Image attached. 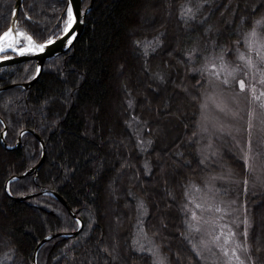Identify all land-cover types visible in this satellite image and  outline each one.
<instances>
[{"label":"trees","instance_id":"16d2710c","mask_svg":"<svg viewBox=\"0 0 264 264\" xmlns=\"http://www.w3.org/2000/svg\"><path fill=\"white\" fill-rule=\"evenodd\" d=\"M91 1L66 53L46 60L31 87L0 91V264H32L42 239L77 228L65 206L43 190L58 193L83 225L74 236L45 242L36 264H156L133 245L141 199L143 231L167 264H203L192 247L185 194L208 172L197 136L204 64L235 55L250 29L264 31V0H82V7ZM14 3L0 0V33L10 25ZM188 8L194 20L181 15ZM65 18L66 0H21L17 24L44 42L62 32ZM156 37L161 46L145 56L144 45ZM35 69L34 60L0 66V88L27 81ZM4 127L9 147L24 131L18 146L2 143ZM29 130L44 143L43 161L10 180L7 193V180L41 158ZM222 158L234 177H245L242 161L230 153ZM260 191L244 199L254 264H264Z\"/></svg>","mask_w":264,"mask_h":264},{"label":"rangeland","instance_id":"374dc122","mask_svg":"<svg viewBox=\"0 0 264 264\" xmlns=\"http://www.w3.org/2000/svg\"><path fill=\"white\" fill-rule=\"evenodd\" d=\"M20 27V26H19ZM256 37L254 49H258L261 56H264V31L256 27ZM253 29V28H252ZM245 36L244 45L236 51L235 55L230 58L220 57L208 60L204 64L205 86L203 87L200 100V113L198 120L197 136L198 151L200 159L205 156L209 158L204 163L208 169L200 184H192L185 194V207L188 211V225L191 229V242L197 247L194 249L203 264H226V257L215 247L213 237L220 234L227 235L229 230L236 232L235 241L244 243L242 236L243 221L246 214V193L261 192L264 189V109L260 107V102L254 101L251 95V88L256 86L257 95L264 91V84L259 83L261 73H264V59L257 55L255 50L249 51L246 41L249 39L248 34ZM23 30V29H22ZM25 32V31H24ZM26 43L21 37V46ZM245 57L251 56L255 67L249 68L245 61L239 59L240 55ZM224 68H221V64ZM216 64V69L208 66ZM234 68H239L234 76H227V72ZM213 72H219L218 79ZM247 73V75H245ZM229 80L228 85L222 83L223 79ZM245 81V90L241 91L239 80ZM162 91V87H160ZM219 105V107L217 106ZM249 110H254L255 115L251 121V141H252V170L246 169L243 160V151L246 150L249 142ZM235 113V115H234ZM162 139V135L160 134ZM162 141V140H161ZM211 143L212 147L208 148ZM215 152V156L210 153ZM230 153L242 161L245 169V177L243 179L234 177L232 171L222 158L223 154ZM211 165H215L213 168ZM248 181L247 186L243 183ZM247 187V191H245ZM241 196V198H240ZM199 203L201 208H196ZM157 204H154L156 206ZM216 207L222 209L221 212L215 211ZM196 212L197 218H192V212ZM135 224L133 242L134 247L148 252L153 249V253H149L157 264L159 257L164 258V264L167 261L160 252L153 240L145 234L141 225V214ZM247 215L249 216L248 212ZM250 218V217H249ZM239 225V227H237ZM198 229V231H197ZM202 241L211 248L208 251ZM224 243L223 236L219 241ZM227 247H234V242H230ZM141 251V250H140ZM242 258L247 259L243 252H239ZM250 255V254H249ZM249 261V264H253ZM233 264L235 262L233 261Z\"/></svg>","mask_w":264,"mask_h":264},{"label":"snow or ice","instance_id":"6c2138e0","mask_svg":"<svg viewBox=\"0 0 264 264\" xmlns=\"http://www.w3.org/2000/svg\"><path fill=\"white\" fill-rule=\"evenodd\" d=\"M202 6V5H200ZM13 15H15V11H13ZM181 15L183 17H187L189 19L194 20L195 19V13L193 12V10L191 8H188L184 11H182ZM141 19H144L143 16H141ZM77 23V15L74 12V0H67V5H66V18L63 19V28H62V36L64 37V39L67 40V44L71 45L73 43V39L75 38V32L72 31L73 29V25ZM256 24H260L262 23V21H256ZM21 37H23V40L26 42L21 46ZM249 39L246 41L247 46L249 48V51H253L255 50L257 52V55L261 57V59H264V56H261V53L259 52L258 49H254V45L256 43L255 41V37H256V30L255 28H253L249 34H248ZM55 41L52 37H49L45 40L44 43H36L33 39V37L31 35L26 34L23 31H15L13 30V28L10 26L8 27L5 31H3L2 33H0V51H3L4 49H12L14 52H16L18 55H23L25 53H32V52H42L44 51L46 45H51L53 44ZM137 46H140L141 42L140 41H135L134 42ZM162 44V41L159 39V37H156L154 39V41H149L147 44L144 45V55L147 56L149 55V52L154 53L156 51V49L158 47H160ZM193 52H195V49L193 50ZM189 57L191 58L192 54H188ZM221 60L223 61V55H221ZM0 59H7V57H0ZM239 59L241 61H245L247 66L249 68L255 67L253 60L251 58V56L249 57H245L244 54H241ZM211 69H216L217 65L216 64H211L208 66ZM121 68H123V65H121ZM221 68H224V64L222 62L221 64ZM240 71L239 68H234L231 71L227 72V76H234L236 74V72ZM37 72H39V68H37ZM212 75H215L218 79L220 78V74L219 72H213ZM245 75H247V73H245ZM156 79L159 80H163L164 77L156 74ZM199 83V82H198ZM222 83L224 85H228L229 80L227 78H224ZM239 87L241 91L245 90V81L243 79L239 80ZM259 83L264 84V73H261V79L259 81ZM126 88V85H125ZM251 95L254 101H258L260 102V107L262 109H264V91H261L258 95L256 93V86L253 85L251 88ZM128 96H131V92H128ZM127 103L129 104V106L131 107L133 104V101L131 99H129L127 101ZM219 107V105H217ZM165 107H167V105H165ZM235 115V113H234ZM255 115L254 110H249L248 112V117H249V123H248V129H249V142H248V146L247 149L243 151V160H244V164L246 169H248L249 171L252 170V165H251V160H252V141H251V128H252V119ZM138 119V118H136ZM145 124L147 123L146 121L144 122ZM264 123V122H262ZM20 135L23 136L24 132L21 131ZM195 135V133L193 134ZM147 143L149 145L152 144V140H148ZM212 144L209 143L208 144V148H211ZM177 156H182V153L177 152L176 153ZM211 156H215L216 153L212 152L210 153ZM208 156H205L204 159H202L200 161L201 164H204L206 162V160L208 159ZM188 163V162H185ZM125 165H122V167H124ZM145 170L149 171V166L147 163H145ZM243 183L245 184V186H247L248 181L244 180ZM245 191H247V187H245ZM196 208H201L202 205L197 203L195 205ZM137 208L138 210H140V214L141 215H147V207L144 203V201L141 199L138 201L137 204ZM215 211L217 213L221 212L222 209L220 207H216ZM247 211L246 210V214L244 216L243 221H241V223L243 224V239H244V243H240L238 241H235V237H236V232L229 230L227 235L223 234V229H221L220 234L216 235L215 237H213V243L215 244V247L217 249L220 250V252L223 253V255L227 258L226 259V264H233V261L235 262V264H249V261H252V257L249 255V249H250V245L247 243L248 241V237H249V230L250 228H252V221L249 218V216L247 215ZM192 218L196 219L197 218V214L196 212H192ZM80 223L79 220L76 221V224L78 225ZM191 227V226H190ZM237 227H239V225H237ZM198 231V229H197ZM221 236H223L224 239V243L220 244L219 241L221 239ZM230 242H234V247H227V245ZM134 244L136 243L135 241L133 242ZM202 244H204V247L208 250L211 251V248L208 247V245L206 243H204L202 241ZM193 249H196V245L193 244L192 245ZM114 250V249H113ZM140 250L143 251V246L140 247ZM104 252H107L109 254V256L112 255V252L109 251V249L107 247H105L103 249ZM257 251H259V249H257ZM149 253H153V249H148ZM239 252H243L246 256L247 259H244L241 257V255H239ZM198 256H201L202 254L200 252H197ZM89 264H91V261H89ZM157 264H164V258L163 257H159L157 260ZM254 264V262H253Z\"/></svg>","mask_w":264,"mask_h":264},{"label":"water","instance_id":"95a60500","mask_svg":"<svg viewBox=\"0 0 264 264\" xmlns=\"http://www.w3.org/2000/svg\"><path fill=\"white\" fill-rule=\"evenodd\" d=\"M20 2H21V0H15L14 7H13V11H15V15L12 14V18H11V22H10L9 27L12 26L13 24H17V15H18V9H19ZM91 3H92V1L90 2L89 6L82 8V0H74V12L77 15V23L73 25L72 31H74L76 35H75V38L73 39V43L71 45L67 44V40L64 39V37L60 33L57 37L53 38L55 42L51 45H46L44 51H42V52H32V53H25L23 55H18L16 52H14L13 50H10V49H4L3 51H0V57H7V59H0V66L8 65V64H15V63H19V62H22L25 60H34L35 61V67H36V71L30 79H28L27 81H24V82L12 83V84H9L7 86L1 87L0 91L8 89L10 87H21L22 89H26V88L31 87L32 84L35 82V80L39 77V75L43 69V64L46 60L66 53L73 46L76 38L78 37L79 33L81 32V29L83 27V22L85 19V15L89 11V9L91 7ZM66 5H67V0H66ZM34 41L36 43H44L45 42V41L44 42H38L35 39H34ZM7 52H13V53L5 54ZM37 68H39V72H37ZM4 131H5V127L1 132V140H2V143L5 146H7L5 144L4 138H3L4 137ZM29 131L36 137L39 144L41 145V148H42L41 158L36 165L27 169L21 175L12 176L10 179L7 180V182L5 183V191L7 193H8L7 185H8L10 180L21 178V177L31 173L32 171H36L39 164L43 161V157H44V153H45L44 143H43L42 139L38 136V134H36L32 130H29ZM19 143H20V135H19L17 142L14 146H12V147L7 146V147L13 148V147L18 146ZM40 193H42V194L48 193V194L54 196L60 203H62L65 206V208L68 210L69 214L73 218H75L76 220H79L80 223L78 224L77 228L72 232H58V233L48 235L44 239H42L34 249L33 257H32V264H36L37 252L45 242H47L49 239H51L53 237H57V236H64V237L74 236L80 231V229L82 228V225H83L82 221L76 216V213L72 211V209L67 204V202L58 193H56L54 191H47V190H43ZM31 196H32V194L24 195V196L18 197V199L23 200V199L29 198Z\"/></svg>","mask_w":264,"mask_h":264},{"label":"bare ground","instance_id":"6f19581e","mask_svg":"<svg viewBox=\"0 0 264 264\" xmlns=\"http://www.w3.org/2000/svg\"><path fill=\"white\" fill-rule=\"evenodd\" d=\"M11 27L13 28L14 32L15 31H23L24 32V30H22V28L19 27L17 24H13ZM10 50H12V49H10Z\"/></svg>","mask_w":264,"mask_h":264}]
</instances>
